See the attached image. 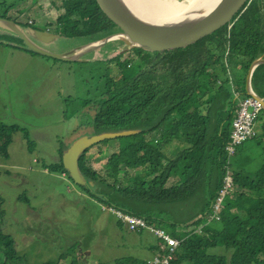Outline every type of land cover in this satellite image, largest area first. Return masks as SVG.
<instances>
[{
    "label": "trees",
    "instance_id": "trees-1",
    "mask_svg": "<svg viewBox=\"0 0 264 264\" xmlns=\"http://www.w3.org/2000/svg\"><path fill=\"white\" fill-rule=\"evenodd\" d=\"M69 1L66 18L58 22L64 37L90 42L118 30L100 11L96 0ZM0 7L4 9L0 16L11 19L7 3L0 2ZM16 37L26 52L37 54ZM262 58L264 0H255L232 27L193 47L155 54L132 50L107 63V93L99 101L94 131H141L120 138L121 144L111 154L104 176L92 168L87 158L96 145L88 149L80 159V169L94 186L80 187L97 203L143 217L177 238L181 245L172 264H264V165L249 179L234 174L235 190L225 198L220 220L210 221L212 204L223 187L229 158L226 147L232 142V124L239 107L234 114L235 110L224 111L222 106L215 129L209 111L218 106L222 95L230 98L226 89L230 82L237 91L244 90L246 97L250 96L245 91L250 66ZM237 65H241L242 74ZM251 81L255 93L264 98V64L257 66ZM18 131L32 150L29 130L0 120L6 147ZM109 141L97 144L99 153ZM68 147L62 145L61 161L46 165L48 171L69 175L62 162ZM170 149L178 154L168 160ZM191 157L195 162L188 166L185 161ZM177 175L180 181L175 179ZM197 196L189 218L172 219L168 214V210H178ZM161 243L162 240L159 247ZM0 253L5 256V264L21 259L15 240L4 234L1 225ZM70 256L71 252H65L63 259ZM70 264L102 263L72 257ZM115 264L149 263L126 257Z\"/></svg>",
    "mask_w": 264,
    "mask_h": 264
},
{
    "label": "rangeland",
    "instance_id": "rangeland-1",
    "mask_svg": "<svg viewBox=\"0 0 264 264\" xmlns=\"http://www.w3.org/2000/svg\"><path fill=\"white\" fill-rule=\"evenodd\" d=\"M3 1L8 8L15 4L8 17L20 26L54 32H60L59 19L66 18L70 4L69 0ZM3 13L0 7V15ZM16 42V35L0 25V120L29 130L34 144L29 149L18 131L6 147V136L0 134V225L15 240L21 257L15 264H70L72 257L84 259L86 253H90L87 261L102 264H115L126 257L153 259L149 246L159 244L158 237L128 232L124 223L103 212L102 205L69 175L46 169L61 161L62 145L70 146L79 136L95 133L96 110L107 93V63L128 51L111 40L81 60L62 61L28 53ZM86 43L84 38L61 36L46 48L61 54ZM263 124L264 111L256 124L258 138L241 146L232 159L234 174L243 179L251 178L264 165ZM109 142L102 145L103 152L96 145L87 154L92 157V168L103 176L111 154L121 144L120 139ZM198 198L168 214L172 219L189 218ZM65 252L72 256L63 259ZM0 264H5L3 253Z\"/></svg>",
    "mask_w": 264,
    "mask_h": 264
},
{
    "label": "water",
    "instance_id": "water-1",
    "mask_svg": "<svg viewBox=\"0 0 264 264\" xmlns=\"http://www.w3.org/2000/svg\"><path fill=\"white\" fill-rule=\"evenodd\" d=\"M255 0H221L219 4L205 16L189 19L169 27H154L132 16L124 9L120 0H96L100 11L118 29L103 38L81 45L66 53H55L43 44L57 42L60 32L48 29L24 28L14 20L0 16V25L20 37L26 47L38 54L50 56L62 61L81 60L94 51L103 49L111 40H117L126 51L143 50L149 53H167L193 47L211 35L233 26L253 4ZM95 43L93 45H90ZM264 64V58L256 60L250 66L249 83L257 66ZM250 95L259 99L264 107V99L250 91ZM141 129L109 130L91 135H81L63 153L62 162L69 177L79 186H94L86 179L80 169L83 154L103 141L120 139L122 136L136 134ZM90 253H86V257Z\"/></svg>",
    "mask_w": 264,
    "mask_h": 264
},
{
    "label": "built area",
    "instance_id": "built-area-1",
    "mask_svg": "<svg viewBox=\"0 0 264 264\" xmlns=\"http://www.w3.org/2000/svg\"><path fill=\"white\" fill-rule=\"evenodd\" d=\"M263 111L262 102L252 95L244 98L240 103L238 116L232 124V142L226 147L229 158L226 164V174L223 178V187L212 204L210 221L220 220L225 205V198L229 196L230 191L235 190L232 159L241 146L252 139L258 138L256 121ZM102 211L114 215L121 223L125 224L127 231L132 234L141 235L144 232H149L158 237L160 241L162 240L158 254L148 261L149 264H172L176 259L181 242L177 238H173L163 228L157 227L147 219L126 212L116 206L102 205Z\"/></svg>",
    "mask_w": 264,
    "mask_h": 264
},
{
    "label": "bare ground",
    "instance_id": "bare-ground-1",
    "mask_svg": "<svg viewBox=\"0 0 264 264\" xmlns=\"http://www.w3.org/2000/svg\"><path fill=\"white\" fill-rule=\"evenodd\" d=\"M221 0H120L135 18L154 27H169L192 18L205 16ZM92 43L90 45H93Z\"/></svg>",
    "mask_w": 264,
    "mask_h": 264
},
{
    "label": "crops",
    "instance_id": "crops-1",
    "mask_svg": "<svg viewBox=\"0 0 264 264\" xmlns=\"http://www.w3.org/2000/svg\"><path fill=\"white\" fill-rule=\"evenodd\" d=\"M237 70H238V73L242 74V67L241 65H237ZM250 72V71H249ZM226 89L228 90L229 94H230V98L222 95L220 97V101L218 103V106L212 110H210L209 112H211V118H213L212 120V125H213V129H215L216 127V124H217V121L219 118H221V110H219L222 106H224L225 110L224 111H233L235 110V113L236 114V110H238V107H239V104L241 103V101L246 97L245 93H244V90H241V91H237V89L235 88V84L234 82H230ZM245 91L247 92L246 94L250 95V91H253L255 93V91L253 90V87H252V81H250L249 83V80H248V76H247V84L245 86ZM256 94V93H255ZM258 95V94H257ZM262 98V97H261ZM264 99V98H263ZM206 114L209 115L208 112H206ZM258 122V121H257ZM232 124V122H229L228 125ZM263 130H264V124L262 126ZM259 134V133H258ZM264 136V135H263ZM168 155V160L169 159H173L177 154H178V151L175 150V149H170L167 153ZM91 157V156H90ZM92 158V157H91ZM194 162H195V159L194 158H188L187 161H185V163L188 165V166H192L194 165ZM167 163V161H166ZM176 180L180 181L181 178L179 175H177L175 177ZM183 220H185L184 218H182ZM149 243H151L149 240H148ZM160 243L159 244H155V243H151L150 246H149V249L154 253V257L158 254L159 252V247ZM153 257V258H154ZM149 260V259H147Z\"/></svg>",
    "mask_w": 264,
    "mask_h": 264
},
{
    "label": "flooded vegetation",
    "instance_id": "flooded-vegetation-1",
    "mask_svg": "<svg viewBox=\"0 0 264 264\" xmlns=\"http://www.w3.org/2000/svg\"><path fill=\"white\" fill-rule=\"evenodd\" d=\"M16 43H18V42H16ZM23 43H24V41H23ZM52 44V43H51ZM51 44H43V45H45V47H46V45H51Z\"/></svg>",
    "mask_w": 264,
    "mask_h": 264
},
{
    "label": "clouds",
    "instance_id": "clouds-1",
    "mask_svg": "<svg viewBox=\"0 0 264 264\" xmlns=\"http://www.w3.org/2000/svg\"><path fill=\"white\" fill-rule=\"evenodd\" d=\"M148 261V260H147Z\"/></svg>",
    "mask_w": 264,
    "mask_h": 264
}]
</instances>
